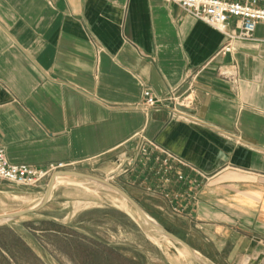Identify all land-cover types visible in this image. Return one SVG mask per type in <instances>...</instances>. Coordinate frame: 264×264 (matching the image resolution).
Instances as JSON below:
<instances>
[{"label": "crops", "instance_id": "obj_1", "mask_svg": "<svg viewBox=\"0 0 264 264\" xmlns=\"http://www.w3.org/2000/svg\"><path fill=\"white\" fill-rule=\"evenodd\" d=\"M227 42L167 0H0L9 160L109 174L155 140L210 176L175 189L181 228L215 263L264 264V23ZM145 88L177 100L147 111Z\"/></svg>", "mask_w": 264, "mask_h": 264}, {"label": "rangeland", "instance_id": "obj_2", "mask_svg": "<svg viewBox=\"0 0 264 264\" xmlns=\"http://www.w3.org/2000/svg\"><path fill=\"white\" fill-rule=\"evenodd\" d=\"M60 176L65 181L51 176L36 187L0 180V216L13 215L0 222V264H219L180 218L163 215L157 198L121 177L88 169ZM140 209L171 236L147 224Z\"/></svg>", "mask_w": 264, "mask_h": 264}, {"label": "built area", "instance_id": "obj_3", "mask_svg": "<svg viewBox=\"0 0 264 264\" xmlns=\"http://www.w3.org/2000/svg\"><path fill=\"white\" fill-rule=\"evenodd\" d=\"M177 4L187 14L206 23L224 34L228 42L220 53L233 51L238 40H252L257 26L264 23V0H167ZM143 107L147 111L165 101H176V97L159 99L151 89L142 92ZM191 99H180L179 104L189 105ZM117 166L110 178H127L126 184L138 188L146 195L157 198L173 216H184L186 208L178 201L180 194L175 192L179 186L201 187L210 178L172 150L163 147L155 140H146L132 151L119 155ZM68 164L50 163L44 167H34L25 163H12L6 146L0 140V180L15 185L39 186L47 178L64 171ZM193 199H196L192 195Z\"/></svg>", "mask_w": 264, "mask_h": 264}, {"label": "bare ground", "instance_id": "obj_4", "mask_svg": "<svg viewBox=\"0 0 264 264\" xmlns=\"http://www.w3.org/2000/svg\"><path fill=\"white\" fill-rule=\"evenodd\" d=\"M93 180V179H92ZM63 181H65V178L64 177H62V176H60V175H57L56 177H55V182L56 183H61V182H63ZM92 182V181H91ZM124 199L126 200V201H128V198L126 197V196H124ZM10 216H13V215H9V216H0V222H5V221H7L9 218H10ZM143 216H144V219L146 220V223L147 224H149L151 227H154V228H156V229H158V231L162 234V235H164V237H168V235L164 232V231H162V229H161V227H160V225H159V223L154 219V218H152L151 216H149L148 214H146V213H143ZM196 257L198 258V256L196 255ZM199 259V258H198ZM201 263H203V264H206L205 262H201Z\"/></svg>", "mask_w": 264, "mask_h": 264}, {"label": "water", "instance_id": "obj_5", "mask_svg": "<svg viewBox=\"0 0 264 264\" xmlns=\"http://www.w3.org/2000/svg\"><path fill=\"white\" fill-rule=\"evenodd\" d=\"M61 173H64V174H68V173H72V172H70V171H61V172H59V173H57V174H55L54 175V179H55V177L57 176V175H61ZM116 191L118 192V193H120L123 197L124 196H126L127 198H128V201L129 202H131V203H133V204H135V202H133L125 193H123L122 191H120V190H118V189H116ZM135 205H137V204H135ZM36 210V208H34V209H29V210H26L25 212L26 213H30V212H33V211H35ZM140 211H141V214L143 215V213H145L142 209H140ZM160 225V224H159ZM160 227H161V229H162V231H164L167 235H168V237L169 236H171L161 225H160ZM180 242H182V243H184L185 245H186V243L185 242H183L182 240H179ZM191 251H193V250H191ZM193 253H194V251H193Z\"/></svg>", "mask_w": 264, "mask_h": 264}, {"label": "trees", "instance_id": "obj_6", "mask_svg": "<svg viewBox=\"0 0 264 264\" xmlns=\"http://www.w3.org/2000/svg\"><path fill=\"white\" fill-rule=\"evenodd\" d=\"M84 249L87 250L88 248L85 247ZM103 249L106 250V252H108V253H110V252H112L113 250H115V249L110 248V247H108V246H104Z\"/></svg>", "mask_w": 264, "mask_h": 264}]
</instances>
